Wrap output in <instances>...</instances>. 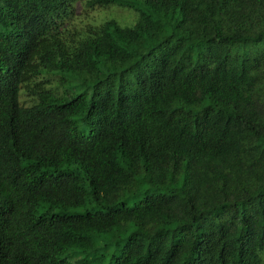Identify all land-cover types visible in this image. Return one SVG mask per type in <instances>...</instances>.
I'll list each match as a JSON object with an SVG mask.
<instances>
[{
	"label": "trees",
	"instance_id": "trees-1",
	"mask_svg": "<svg viewBox=\"0 0 264 264\" xmlns=\"http://www.w3.org/2000/svg\"><path fill=\"white\" fill-rule=\"evenodd\" d=\"M80 1L0 0V264H264V0Z\"/></svg>",
	"mask_w": 264,
	"mask_h": 264
},
{
	"label": "rangeland",
	"instance_id": "rangeland-1",
	"mask_svg": "<svg viewBox=\"0 0 264 264\" xmlns=\"http://www.w3.org/2000/svg\"><path fill=\"white\" fill-rule=\"evenodd\" d=\"M72 17L67 22V25H71L70 29H77V31L82 34L84 29L90 25L96 26L102 23L105 20H113L120 27H129L131 26L137 17L135 11L118 7L115 5H109L104 7H94V8H85L83 2L77 0L73 5ZM36 85L42 86L46 89H51L53 93L59 92L56 79L52 76L41 75L38 78H33L27 83L21 85L19 89L18 102L21 106H29L31 104V99L28 96L29 88H32ZM126 205H130V202H127ZM92 207V206H91ZM90 206L80 207V208H70L67 209L69 212H84L85 210H92ZM98 246L105 241L104 236L99 237ZM96 243V242H95ZM68 253L76 254V258L86 256V253L78 251H68ZM74 259H71V261Z\"/></svg>",
	"mask_w": 264,
	"mask_h": 264
}]
</instances>
